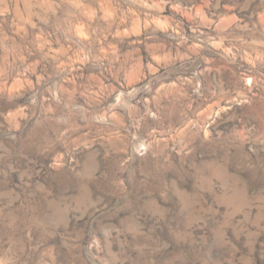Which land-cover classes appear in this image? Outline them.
Listing matches in <instances>:
<instances>
[{
  "label": "rangeland",
  "instance_id": "1",
  "mask_svg": "<svg viewBox=\"0 0 264 264\" xmlns=\"http://www.w3.org/2000/svg\"><path fill=\"white\" fill-rule=\"evenodd\" d=\"M0 264H264V0H0Z\"/></svg>",
  "mask_w": 264,
  "mask_h": 264
}]
</instances>
